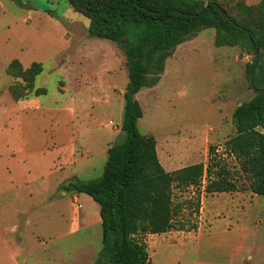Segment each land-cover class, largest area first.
Returning a JSON list of instances; mask_svg holds the SVG:
<instances>
[{"label":"rangeland","instance_id":"obj_1","mask_svg":"<svg viewBox=\"0 0 264 264\" xmlns=\"http://www.w3.org/2000/svg\"><path fill=\"white\" fill-rule=\"evenodd\" d=\"M241 1L255 4L258 0ZM227 10L236 12L230 5ZM88 24V19L75 12L66 0H0V153L6 149L2 140L16 147L23 136H38L42 141L48 138V127H43L45 119L11 103L8 87L16 80L5 71L11 60H18L24 67L40 63L42 72L34 85L46 90L37 96L41 105L63 109L67 130L72 123L66 115L75 108L79 121L72 128H83L82 138L76 142L77 149L84 153L83 159L60 167L62 171L58 169L60 177L72 171L76 178L60 180L63 189L75 180L99 179L107 148L123 139L117 125L119 108L123 113L118 100L122 101L128 82L123 52L116 43L91 37ZM213 34L212 29L202 30L177 46L159 82L139 91L135 97L142 118L137 128L142 135L155 139L157 158L165 171L197 163L206 167L213 160L229 171L237 191L204 192L211 180L207 175H203L200 187H174L172 199L179 207L174 220L176 225L183 224L184 230L172 229L174 236L169 240L146 235L142 239H148V253L156 252L153 260L175 255L179 250L164 244L184 241L185 259L178 264H264V196L248 189L237 160L225 148L226 140L235 133L231 120L235 107L254 96L245 73L252 57L238 48L214 47ZM107 98L108 103L104 101ZM67 107L70 108L64 109ZM211 146L214 153L209 150ZM34 176L40 183L44 174ZM4 189L0 185V232L7 241L0 247V264H95L101 247V227L93 224L99 218L94 201L90 205L84 197L77 196L78 207L71 200V192L66 191L67 196L54 206L56 213L59 211L56 216L51 205L40 211L29 208L32 201L36 202L34 195L17 205ZM54 198L51 201L57 196ZM71 213L94 216L90 222L77 221L73 228L78 230L67 235L66 222ZM16 243L27 252L9 254L8 248L14 249Z\"/></svg>","mask_w":264,"mask_h":264},{"label":"trees","instance_id":"obj_2","mask_svg":"<svg viewBox=\"0 0 264 264\" xmlns=\"http://www.w3.org/2000/svg\"><path fill=\"white\" fill-rule=\"evenodd\" d=\"M66 1L88 19L91 37L121 48L128 76L122 95L123 139L107 149L102 176L64 186L67 192L89 196L99 207L101 247L95 264H147L144 235L184 230L183 224L176 225L174 220L179 209L172 199L174 187H200L203 175H207L211 180L204 192L237 191L229 171L213 160L206 167L197 163L165 171L157 158L155 139L137 128L142 110L135 96L141 89L155 86L176 47L202 30H214V47L238 48L252 57L245 73L254 96L235 107L231 116L235 133L226 140L225 148L237 160L248 189L264 196V0L255 4L241 0L233 4L228 0ZM228 5L236 12L229 13ZM219 8L227 13V19ZM5 71L16 80L8 87L13 100L46 93L34 85L42 72L40 63L24 67L11 60ZM209 150L214 153L215 148Z\"/></svg>","mask_w":264,"mask_h":264},{"label":"crops","instance_id":"obj_3","mask_svg":"<svg viewBox=\"0 0 264 264\" xmlns=\"http://www.w3.org/2000/svg\"><path fill=\"white\" fill-rule=\"evenodd\" d=\"M121 98L122 101L118 100L119 106L123 107L122 95ZM11 101V103H13L14 105L18 104L20 109L23 110V112H26V110H31V112L37 113V118L42 117L43 119H45V125H43V127H48L49 135L48 138H46L44 141H42L38 136H23L21 140L17 142L16 147L13 142L2 140V144L5 146L6 149L3 153H0V185L5 186L4 190H6V195L9 196L10 200H12L13 198L15 200L14 202H18L17 205H22L21 203H23L28 196L34 195V197L36 198V202L34 203L32 201V204L29 208H36L37 211H40L42 208L48 205L54 207L56 205V201H61L62 197L67 196V193L66 191H64L60 180H66L71 176L75 178V175L71 174L72 171H69L68 175L64 174L60 177L59 170L62 171L60 167L75 165L84 157L82 149L78 150L76 146V142H79L78 140H81L82 138L81 133L83 128H72L73 123L79 121L77 120L78 116L76 115V110L72 107L71 115H66L68 117V121L71 118L70 123H72L69 130H67L64 125L65 118L62 113L63 109L57 108L55 106H43L41 105L42 103L40 102V98L35 96L29 97L25 100ZM104 101H106V103L109 102L108 98ZM69 108L70 107L64 109L68 110ZM122 115L120 114L119 108L120 122L122 119ZM93 123H95V120L91 122V128L93 127ZM117 125L120 127V123ZM86 127L88 128L87 124ZM118 131H116L115 133H118ZM86 153L87 150L85 151V154ZM84 163L85 161H83L81 165H83ZM82 168L83 167L81 166V169ZM37 173L44 174V177L40 178V183L38 181L39 178L37 176H34ZM45 179L46 182L44 183ZM52 181H54V183H52ZM55 195L57 196L56 200L51 201V199L54 198ZM80 195L81 197H84L86 201L91 205L92 199L85 194L77 195L71 193V200L77 204V196ZM77 206L80 207V204H77ZM56 210L58 209L55 208V213ZM57 213L56 216L59 215V211H57ZM53 215L54 214H52L51 216ZM97 215L99 216L98 212ZM93 216L94 213H91L88 216H83L82 214L75 216L74 213L69 214V218L66 222L69 223L67 226V235L73 234L75 230H78L73 228L77 221H80L81 219L85 220V222H90ZM41 217L43 219H46V217L48 216ZM26 222L30 221L26 220ZM93 224H100V218L95 220ZM15 229L18 230V227L16 226ZM173 233L172 231H168L162 234H147L146 236H155L159 238L161 237L162 240H169L172 239V236H174ZM19 236L22 238L23 234H20ZM198 236H200L199 233L196 237ZM5 238L6 237L0 232V247L6 245L7 240ZM55 238L57 239L59 237ZM147 241L148 239L146 240L145 238L144 242L147 243ZM159 244V242L156 243V245ZM164 245L168 248L177 247L179 248V250L175 255H163L160 259L157 260H153V258L157 257L156 252H153L152 254L148 253L149 260L147 264H178L184 262V250L187 246L184 241H179L177 243L172 242L170 245L169 243ZM14 247V249H12L11 247L8 248V250L10 251L9 254H16V256H18L20 252H27L24 249L22 250V248L19 247L18 243H16ZM197 251L198 250H196V252Z\"/></svg>","mask_w":264,"mask_h":264},{"label":"water","instance_id":"obj_4","mask_svg":"<svg viewBox=\"0 0 264 264\" xmlns=\"http://www.w3.org/2000/svg\"><path fill=\"white\" fill-rule=\"evenodd\" d=\"M218 10H219V13L222 17H224L226 19L228 18V15L225 11H223L221 8H219ZM255 52H256V61H257V50H255ZM252 80H253V76H251L250 83H252ZM256 91H258V90H256Z\"/></svg>","mask_w":264,"mask_h":264}]
</instances>
